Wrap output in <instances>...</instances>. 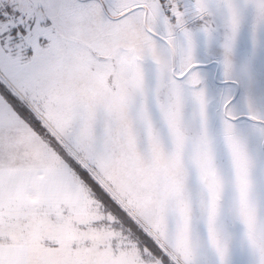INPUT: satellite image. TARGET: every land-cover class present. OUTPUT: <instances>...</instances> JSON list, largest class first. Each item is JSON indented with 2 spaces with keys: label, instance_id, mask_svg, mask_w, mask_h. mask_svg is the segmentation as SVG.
<instances>
[{
  "label": "snow or ice",
  "instance_id": "obj_1",
  "mask_svg": "<svg viewBox=\"0 0 264 264\" xmlns=\"http://www.w3.org/2000/svg\"><path fill=\"white\" fill-rule=\"evenodd\" d=\"M0 264H264V0H0Z\"/></svg>",
  "mask_w": 264,
  "mask_h": 264
}]
</instances>
